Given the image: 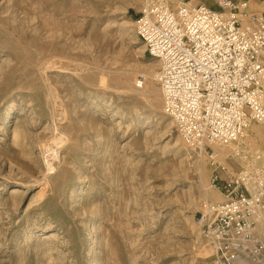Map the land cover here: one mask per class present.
I'll return each mask as SVG.
<instances>
[{
    "label": "rangeland",
    "instance_id": "obj_1",
    "mask_svg": "<svg viewBox=\"0 0 264 264\" xmlns=\"http://www.w3.org/2000/svg\"><path fill=\"white\" fill-rule=\"evenodd\" d=\"M144 2L0 0V264H214L194 215L222 197L163 111Z\"/></svg>",
    "mask_w": 264,
    "mask_h": 264
},
{
    "label": "built area",
    "instance_id": "obj_2",
    "mask_svg": "<svg viewBox=\"0 0 264 264\" xmlns=\"http://www.w3.org/2000/svg\"><path fill=\"white\" fill-rule=\"evenodd\" d=\"M135 33L160 68L165 114L184 144L212 167L221 201L195 211L214 264H264V164L249 146L222 158L215 147L242 143L264 125V16L247 0H145ZM144 80L136 83L141 87ZM244 164L232 169L227 160Z\"/></svg>",
    "mask_w": 264,
    "mask_h": 264
},
{
    "label": "crops",
    "instance_id": "obj_3",
    "mask_svg": "<svg viewBox=\"0 0 264 264\" xmlns=\"http://www.w3.org/2000/svg\"><path fill=\"white\" fill-rule=\"evenodd\" d=\"M249 2V9L251 12H255L258 13L262 16H264V0H247ZM197 2L199 3H203L205 4L206 2L204 0H197ZM207 4V3H206ZM205 4V5H206ZM207 6L214 8L215 7V2L214 4H208ZM257 140H261L262 141V145H264V125H258V124H252V126L249 128L247 136L245 137V139L242 141L243 146H249V148L251 149V152L253 154L259 155L261 158V162L264 164V156L262 154H257L253 152V149L251 147H259L260 144L258 143ZM264 149V146H263ZM220 155H222L223 157L227 156V154L229 153V149L221 147V148H217L216 149ZM232 169L237 170L238 166H233L236 163L232 162V164L227 163ZM208 201H215V200H209ZM264 224V212H263V223Z\"/></svg>",
    "mask_w": 264,
    "mask_h": 264
},
{
    "label": "bare ground",
    "instance_id": "obj_4",
    "mask_svg": "<svg viewBox=\"0 0 264 264\" xmlns=\"http://www.w3.org/2000/svg\"><path fill=\"white\" fill-rule=\"evenodd\" d=\"M171 2H173V4H175V3H177L178 2V0H171ZM160 92H161V89H160ZM161 96H162V94H161ZM163 111H164V108H163ZM164 113H165V111H164ZM170 118V117H169ZM171 119V118H170ZM172 120V119H171ZM173 121V120H172ZM174 123V122H173ZM242 147L243 146V144L242 143H240V144H236L235 146H232V147H229V148H227V149H229V153L227 154V156H225V157H223L222 155H220L223 159L224 158H227L228 156H230L231 154H232V152H233V149H237L238 147ZM240 147V148H241ZM244 147V146H243ZM242 147V148H243ZM217 148H221V147H215V149H217ZM225 148V147H224ZM241 148V149H242ZM198 156H200L199 154H198ZM209 188L211 189L212 188V186L211 185H209ZM212 191H214V190H212ZM218 193V192H217ZM220 194V193H219ZM221 195V194H220ZM222 197V196H221ZM221 200H222V198H221ZM221 200H219V201H221ZM262 230H263V232H264V226L262 225ZM208 243H209V241H208ZM209 245H210V243H209ZM211 246V245H210ZM212 248V247H211Z\"/></svg>",
    "mask_w": 264,
    "mask_h": 264
}]
</instances>
